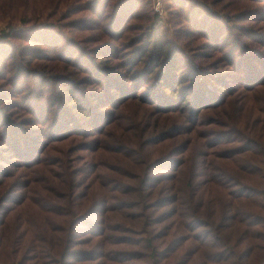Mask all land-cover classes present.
Listing matches in <instances>:
<instances>
[{
	"label": "trees",
	"instance_id": "1",
	"mask_svg": "<svg viewBox=\"0 0 264 264\" xmlns=\"http://www.w3.org/2000/svg\"><path fill=\"white\" fill-rule=\"evenodd\" d=\"M164 1L175 40L145 0H63L61 22L0 32V154L21 153L33 131L17 109L50 126L48 142L83 137L31 214L17 213V197L33 189L11 192L0 166V264H264V59L244 42L262 38L239 24L264 15V0H231L221 13L216 0ZM195 42L227 69L206 70L189 53ZM243 73L244 84H226ZM136 84L146 92L136 105L167 116L147 126L130 117L136 131L121 135L112 109L136 100Z\"/></svg>",
	"mask_w": 264,
	"mask_h": 264
},
{
	"label": "rangeland",
	"instance_id": "2",
	"mask_svg": "<svg viewBox=\"0 0 264 264\" xmlns=\"http://www.w3.org/2000/svg\"><path fill=\"white\" fill-rule=\"evenodd\" d=\"M4 1H11V0H0L1 6L2 3ZM19 3H21V5L16 6V10L15 9H11L9 11H5V10H1L0 11V32L3 30L6 31H12V29H17V28H28L31 25H33L34 23L37 24V21H48V22H56L58 23L61 22V18L64 16L62 14H60V12L63 10L64 4H59V2H62L63 0H17ZM146 3L144 5V9L147 10V8L149 9V11L154 12L160 20V23L169 29L168 35H170V37L172 39H176V36L178 34H180V32H174L172 31V29L175 30V28L173 27V25H171L170 23L172 22L170 20V14L166 8L165 5V1L164 0H159V5L156 4V2L158 0H145ZM148 1V3H147ZM218 3L217 5H212V9L215 10L216 12L221 13V11L223 12H229V10H233V5H231V0H216ZM34 4V7H33ZM232 6V8L230 9V7ZM35 8L34 13H31V8ZM1 8V7H0ZM244 8H251L247 5L242 6L239 10L242 11ZM235 12H238L235 11ZM31 14H35L34 16L32 15V18L27 19L29 21H31V23L29 25H26V23L24 21H22V18L25 17H29V15ZM264 17V15H261L259 17H254L255 19L253 20H249V21H242L239 24H247L246 26L248 28H251L253 30V32H256V34H260L262 41L258 40V38H254L255 41L257 42L256 44L253 43V40H249L248 38H244V42L247 43L248 46L253 47L254 49H257V51L260 53V55L262 56V58L264 59V21H260L262 20L261 18ZM264 20V19H263ZM27 22V21H26ZM136 24H141V23H145V20H140L138 19L136 21ZM25 24V25H24ZM139 26V25H137ZM135 26L133 29H131L130 31L127 32V36H132L133 35H137L139 31V28ZM250 26V27H249ZM145 28L144 26L142 27V29ZM147 32V29L145 30ZM239 30L237 29V31L235 30V34L238 32ZM102 32H99V34H101ZM137 33V34H135ZM233 34V31L231 32ZM242 33V32H240ZM177 34V35H176ZM235 36V35H234ZM126 34L120 39V41L116 42L117 44H121V42L123 40H126ZM110 42H115L112 39H109ZM209 44L213 45L214 47L217 46L216 44H214L211 41H208ZM195 44H197L196 42L194 44H191L192 47V51L191 52H200L201 56H202V61L200 60V62H202V64H204L206 70L210 71V72H216L218 74H222L221 72H224L226 68L220 67L218 69V65L219 62L218 60L215 61L216 57L218 56V53H216V51L214 49H212L211 47H206L205 45H199V46H195ZM91 45V44H90ZM42 47V46H41ZM230 47V46H229ZM228 47V48H229ZM219 48V47H218ZM227 48V49H228ZM121 50V49H120ZM257 52V53H258ZM118 53V57L121 59L125 56H127L128 53H123L122 55H120V51L117 52ZM236 55L241 54L240 51L238 50L236 53ZM119 60V59H118ZM112 64H117L116 60L111 61ZM220 65L222 66V64L220 63ZM260 72L264 73V70H261ZM241 79L238 82H235L234 80H230L228 79L226 81V84L230 85V86H235L236 83L239 84H244L245 80H246V76L245 73L241 74ZM102 78V77H101ZM104 80V78H102V81ZM214 85V84H213ZM132 85H130L129 87V92H133L135 91L137 94V98L135 101L133 102H128L126 104H124L121 109L116 110L115 112H113L114 108L112 109V118L110 120L114 122H119V126L121 129H123L122 133L126 132V134H128V132L131 130L132 132L136 131L135 129H132L135 127L134 122H132V119H129L130 117H134V119H136L137 121H141L142 124H145V126L148 125L149 121L152 119H155V117H159V116H167V115H159L158 112H160L158 109L155 108V103H149V106L146 107H141V106H137L136 102L138 101H142V97L143 95H145L146 92H143L144 89L140 88L137 89V84L134 88H131ZM148 86V85H147ZM215 88H219L220 90L222 89V86H217L214 85ZM87 90L90 89H97L96 86L90 85L89 87H86ZM147 88V87H146ZM149 90V89H148ZM113 94L115 93V91H112ZM153 92V90H152ZM151 92V93H152ZM220 92V91H218ZM243 92V91H240ZM221 93V92H220ZM154 97L151 100H157L156 98H158L159 96L156 93H153ZM190 96L187 98L188 101H190ZM149 100V101H151ZM111 110L110 106L107 107H100V110ZM229 109H227L226 112H228ZM26 111V110H24ZM22 112L20 110H16V112H18L17 115V119H21V120H26L25 122L29 125L26 126V128L24 129H31L33 130L32 132H30V136H34V138H31L29 135L26 134V138H28L27 142H26V138H25V143H23L22 145V154L21 153H17L15 150L10 149L9 146L6 147L4 146V148H9L4 149L1 152V156H0V166L4 167V169L7 170L6 175H9V177L6 179L7 182V186H9L10 191L13 192V190H17L19 187L21 186H27L26 188H23V191H28L30 189H33V191H29L25 192V195L28 194V198H30L29 200H24L22 199L23 195H20V197H17L18 200H22V204L19 206V211L17 213H19L20 215L22 214H31V212H34L33 205L35 204V202H38V194H42V187L46 185V187H48L50 185L49 183H46V181H50V176L52 174H57V172H61L62 170L60 169V167L57 164V160L59 159V157H64V152L67 150H71L70 148L67 149L69 147V145H71L72 143L75 142V144L71 147V148H77L78 146L76 145V143L80 140V142H82L81 140H83V137L80 136L79 134H74L68 137V139H66V141H61L59 138L56 139L55 141H51L48 142L49 140H47V136L49 134V127L47 125H43V123L41 121L36 120V116H33L31 113H27V112ZM15 112V113H16ZM78 116L82 117L83 115H85L86 118H89V113H80V112H76ZM115 113V115H114ZM178 113L174 114H168V117H177ZM32 119V120H31ZM129 120V121H128ZM81 121V120H80ZM83 122V121H82ZM81 122V123H82ZM84 124V123H83ZM131 124V125H130ZM133 124V126H132ZM71 125V124H70ZM100 128L103 129L104 131L108 132L107 134H112L113 129H115L113 126L111 125V127H105L104 126V122L102 121V124H99ZM123 126V127H122ZM39 128H43V132L42 134H40ZM64 130V129H63ZM62 130V131H63ZM100 132V131H99ZM99 140L102 137V135L100 133H97L96 135ZM46 141V142H44ZM86 141V140H85ZM28 143V144H27ZM27 144V145H26ZM39 148V149H38ZM24 151V152H23ZM78 152H75L72 154V156H75V154H77ZM81 154V153H79ZM70 156V155H69ZM23 157V160L22 158ZM32 159L31 162L29 163V166H24L23 163H26L24 161ZM35 159V160H34ZM39 162L37 163L38 165H32L33 162ZM51 170H55V173L51 172ZM48 176V178H47ZM32 178V181H30ZM21 189H19L20 191ZM22 191V192H23ZM16 192V191H15ZM20 192H18L17 194H19ZM22 194V193H20ZM30 194V195H29ZM7 206H13V203H6ZM25 206H27L26 208H24ZM15 207V205H14Z\"/></svg>",
	"mask_w": 264,
	"mask_h": 264
},
{
	"label": "built area",
	"instance_id": "3",
	"mask_svg": "<svg viewBox=\"0 0 264 264\" xmlns=\"http://www.w3.org/2000/svg\"><path fill=\"white\" fill-rule=\"evenodd\" d=\"M157 5H159V0L156 2Z\"/></svg>",
	"mask_w": 264,
	"mask_h": 264
}]
</instances>
